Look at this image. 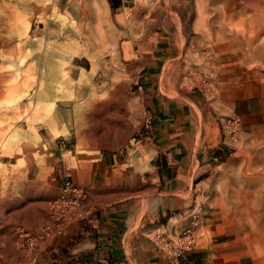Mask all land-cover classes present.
<instances>
[{"label":"rangeland","instance_id":"1","mask_svg":"<svg viewBox=\"0 0 264 264\" xmlns=\"http://www.w3.org/2000/svg\"><path fill=\"white\" fill-rule=\"evenodd\" d=\"M101 148L180 171L132 186L181 184L173 222L203 206L200 244L176 256L172 228L168 264H264V0H0V264L32 254L16 228L38 166Z\"/></svg>","mask_w":264,"mask_h":264},{"label":"crops","instance_id":"2","mask_svg":"<svg viewBox=\"0 0 264 264\" xmlns=\"http://www.w3.org/2000/svg\"><path fill=\"white\" fill-rule=\"evenodd\" d=\"M143 146L154 148L152 141ZM144 156L143 149L131 159L119 152L103 153L101 148L100 153L85 154L77 162L59 155L51 157L53 164L38 166V214L22 219L29 228L37 229L42 220L50 217L43 201L54 197L65 179L85 186L88 198L82 214L66 224L65 234L43 240L32 254L17 250L16 260L9 264H168L163 240L172 228L189 224L187 216L179 223L172 221L175 209L180 208V214L185 212L187 200L181 198L178 183L174 187L178 191L163 189L157 200H149L147 192L132 191L133 185L151 186L170 173L180 174L179 170L171 172L161 165L156 166L159 169L150 167L151 175L141 174L137 167L148 162L152 166V160Z\"/></svg>","mask_w":264,"mask_h":264},{"label":"built area","instance_id":"3","mask_svg":"<svg viewBox=\"0 0 264 264\" xmlns=\"http://www.w3.org/2000/svg\"><path fill=\"white\" fill-rule=\"evenodd\" d=\"M88 189L68 178L58 187L54 197L48 200L50 218L45 219L37 230H31L24 225L16 228V244L28 253L33 252L47 237L62 235L67 232L66 224L78 218L82 213L83 204L88 198ZM203 221V206L194 202L190 222L178 234L177 244L174 245L176 256H180L186 249L200 244V227Z\"/></svg>","mask_w":264,"mask_h":264}]
</instances>
